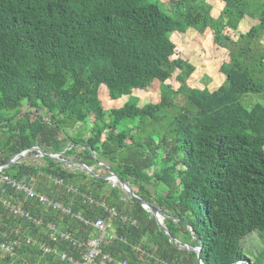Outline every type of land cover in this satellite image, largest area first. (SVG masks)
<instances>
[{
	"label": "trees",
	"instance_id": "16d2710c",
	"mask_svg": "<svg viewBox=\"0 0 264 264\" xmlns=\"http://www.w3.org/2000/svg\"><path fill=\"white\" fill-rule=\"evenodd\" d=\"M147 1L0 0V165L33 147L63 157L82 147L78 162L109 170L157 207L169 236L200 248L201 264H260L264 104L245 102L264 97V47L258 45L264 0H218L224 7L217 19L206 0H175V19ZM244 18L258 23L236 40L224 35ZM190 29H209L227 52L219 68L224 82L214 91L187 86L194 67L172 60L168 34ZM173 75L177 90L165 85ZM154 82L161 86L155 105L127 102L106 113L98 99L101 86L117 101ZM86 124L83 139L75 128ZM66 142L73 145L68 151ZM43 161L0 171L6 179L0 183V246L12 248L0 249V264L83 262L96 231L71 215L103 219L97 203L116 209L118 217L111 223L116 239L100 246L95 264H198L196 252L170 243L154 217L117 187ZM8 181L60 202L70 214L25 198ZM2 201L20 204L29 220L10 214ZM62 233L75 245L61 240ZM249 239L261 250L252 259L244 252ZM103 255L111 263L102 262Z\"/></svg>",
	"mask_w": 264,
	"mask_h": 264
},
{
	"label": "rangeland",
	"instance_id": "374dc122",
	"mask_svg": "<svg viewBox=\"0 0 264 264\" xmlns=\"http://www.w3.org/2000/svg\"><path fill=\"white\" fill-rule=\"evenodd\" d=\"M155 1H157L158 7L166 15H168L172 19L176 18L175 0H148L147 3L155 4ZM205 3L211 7V12H210L211 17L217 19V17L220 15L224 7V4L218 0H206ZM257 23H258L257 19L251 20L249 18H244V20L237 26L236 30L225 31L224 35L227 36L229 35L230 38L236 40L240 35L246 34L247 31L250 29V27H252ZM168 39L171 41V43L174 46L172 60L176 58H182L184 60H187L188 63H190V65L194 67L193 73L190 75V77L186 82L187 86L193 89L208 90L209 92H211L216 90L218 87H220L223 84L224 77L220 74L219 68L223 62L228 61V55L226 50L220 49L214 44L213 35L209 29H207L203 33L195 32L194 30L191 29L187 30L183 34L178 32H171L168 34ZM258 45L260 47H264V38L262 39V41L261 38L260 40H258ZM165 85L171 86L173 90H177L181 87L179 83L175 82V75H173L172 79L167 81ZM160 87L161 86L159 85L158 82H154L147 91L133 90L132 93L128 96H123L117 101H110L108 98V93L105 90V87L101 86L98 93V99L103 104L104 111L106 113L111 109H117L122 107L127 102L131 104L133 103L135 106L142 108L143 106L148 104L155 105L159 103ZM180 100H182V98L178 97L177 102H179ZM257 102L264 104V97H251V99H247L245 104L251 105ZM88 127H89L88 124H86V126L79 125L75 129L79 132V134H82V138L85 139V137H87V132L85 129L86 128L88 129ZM71 135L72 132L70 133V136ZM72 136H76L74 134V131ZM65 146H66V150L68 151L72 148L73 145L70 144L69 142H66ZM81 151H82V147H76L74 155L69 157H63V153L50 154V155H53L56 159L65 162L62 165L63 169L73 173L79 171L87 175L83 167L79 165L82 163L76 160L77 155H79ZM34 152L36 153L35 154H32L31 152L26 153L25 156L18 163H23L25 165H32V166L44 165L45 162L43 161V157L40 156L37 150ZM89 168L92 170V172L94 171V174L97 176L106 177L108 175L106 174L107 171H105L106 172L105 173L102 169L98 168L97 166H93ZM88 176L92 177L90 175ZM3 181H5V179L4 177H1L0 183ZM50 182L52 185L55 184L52 180ZM56 183L61 185V182H56ZM111 186L116 187L117 185L114 184V186L113 185ZM69 190H71V188H68V191ZM84 197L87 199V201L92 200L90 196L85 195ZM58 203L61 205L60 202ZM15 204L21 207L20 204L18 203ZM64 209L68 210L66 208ZM71 217L78 218L81 222L84 223L85 226H87L86 222H88V220L82 219L80 215L78 214L71 215ZM159 223L160 225L162 224L161 218ZM109 232L112 233V229H110ZM97 237H98V232H96V236L89 241H94L95 239H97ZM256 241L257 240L249 239L245 245L244 252L251 259L254 258L256 255H258L259 251L261 252L257 243H255ZM260 264H264V259H262Z\"/></svg>",
	"mask_w": 264,
	"mask_h": 264
},
{
	"label": "built area",
	"instance_id": "2783aa9c",
	"mask_svg": "<svg viewBox=\"0 0 264 264\" xmlns=\"http://www.w3.org/2000/svg\"><path fill=\"white\" fill-rule=\"evenodd\" d=\"M6 180V179H5ZM9 184L11 187H13L15 190L22 192L25 198H36L42 206H45L46 208H50L54 212H60L61 214H70L68 210H65L62 205H60L58 202L53 201L49 199L48 197L44 195H37L33 192V190L26 186H20L18 184H15L13 181H10ZM89 203L92 204V201L89 200ZM97 205L103 209L104 213L106 214L105 218H98L94 221L86 222L87 226L92 227L96 232H98V237L94 241H88L86 243L87 248V254L83 257L81 263H75V264H95V259L100 254V246L103 244H108L109 241H113L116 239V235L114 233H110L109 230L111 229V223L116 217H118V213L116 209L107 207L104 203H97ZM2 206L5 210H7L10 214L14 216H18L19 218H25L29 220V215L23 211V209L13 204L10 201H2ZM121 220L124 222L126 218H121ZM36 224V223H35ZM39 224V222H38ZM134 224V222L132 223ZM47 228H49L52 231H55V226L53 224L47 225ZM50 237L54 239L55 241V235L51 234ZM60 239L63 241H70L73 245H75V242H73L70 239V236L66 235L65 233L60 234ZM1 250H5L7 252L12 251V248L10 246L6 247L4 245L0 246ZM47 252V250H46ZM62 260L65 259L64 256L61 257ZM68 262H71V258L67 259ZM111 258L108 255L102 256V262L105 263H111ZM126 264V263H122Z\"/></svg>",
	"mask_w": 264,
	"mask_h": 264
},
{
	"label": "water",
	"instance_id": "95a60500",
	"mask_svg": "<svg viewBox=\"0 0 264 264\" xmlns=\"http://www.w3.org/2000/svg\"><path fill=\"white\" fill-rule=\"evenodd\" d=\"M36 150L38 151V153L40 154L41 157L51 158V159H53L54 161H56L58 163H65V162H63V161H61L59 159H56L53 155L42 153V151L40 149H38L36 147H33V148H31V149H29L27 151H24V152L20 153L18 156L13 157L7 163H5L3 165H0V171L2 169H5L6 167L12 165V164L18 163L25 156L26 153L31 152V151H36ZM79 165L83 167V169L87 173V175H90L92 177L101 178L102 180L108 182L109 184H111L113 186H114V184H116L117 185L116 187L118 189H120L124 194H126L132 200L137 201L138 204L145 211H147L148 213H150L154 217V219H155V221L157 223V226L159 227V229L161 231H163L165 233V235L168 237L170 243L175 244L178 249L191 250V251L196 252L197 253V259H198V264H201L200 260H199L200 248H198V249L186 248L181 243H179L178 241L174 240L171 236H169L168 231H167L166 227L163 224L164 216L162 215V213L160 212V210L157 207H155L153 205H150V204L146 203L145 201H143L142 199H140L139 197H137L131 191L130 186L126 182L122 181L118 176H116L114 173L110 172L109 170H107L108 171V175L106 177H102V176L95 175L89 167H86L83 164H79ZM99 166H102V165L99 164ZM160 218H161V223H162L161 225L159 223ZM236 264H241V263H236Z\"/></svg>",
	"mask_w": 264,
	"mask_h": 264
}]
</instances>
